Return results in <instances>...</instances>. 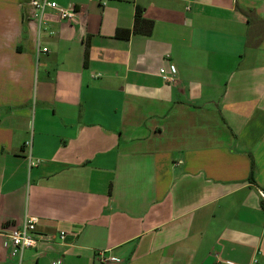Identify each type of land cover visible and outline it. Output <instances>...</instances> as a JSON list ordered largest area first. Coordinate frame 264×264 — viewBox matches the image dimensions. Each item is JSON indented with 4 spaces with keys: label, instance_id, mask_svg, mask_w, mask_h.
Listing matches in <instances>:
<instances>
[{
    "label": "crops",
    "instance_id": "0c3cea01",
    "mask_svg": "<svg viewBox=\"0 0 264 264\" xmlns=\"http://www.w3.org/2000/svg\"><path fill=\"white\" fill-rule=\"evenodd\" d=\"M33 1L0 0V242L27 213L23 264H264V0Z\"/></svg>",
    "mask_w": 264,
    "mask_h": 264
},
{
    "label": "built area",
    "instance_id": "2783aa9c",
    "mask_svg": "<svg viewBox=\"0 0 264 264\" xmlns=\"http://www.w3.org/2000/svg\"><path fill=\"white\" fill-rule=\"evenodd\" d=\"M107 0H101L102 5H106ZM32 6L35 10V17L42 23V19L47 10L55 11L58 16L68 22H73L76 18V6L74 4H70L68 7H62L56 2H51L49 0H34L32 2ZM38 53L40 51L46 52L47 49L40 47L37 48ZM172 72H175L176 69L174 66L171 67ZM161 75L165 78L166 81L173 83L174 78L171 76H167L166 70H160ZM31 141L27 142V150H28V158L30 162V166H34L36 164L33 161L31 154ZM260 197L264 200V191L259 190ZM39 224V219L35 216H31L29 214H25L22 222L18 226H14L7 233L2 234V241L0 242V249L3 248L8 252L9 258L15 262V264H23L24 256L27 250L36 247L39 242L42 241H51L52 237L41 235L37 231V227ZM60 240H64L65 232H59ZM103 258V256H102ZM103 262L105 263H114L118 264V260L115 258H103ZM52 264H59L58 262H53Z\"/></svg>",
    "mask_w": 264,
    "mask_h": 264
},
{
    "label": "trees",
    "instance_id": "16d2710c",
    "mask_svg": "<svg viewBox=\"0 0 264 264\" xmlns=\"http://www.w3.org/2000/svg\"><path fill=\"white\" fill-rule=\"evenodd\" d=\"M153 27H154V23L152 21L141 18V12L138 11L136 19H135L133 31L132 30H118L116 33V37L120 39L128 40L132 33L149 36L151 35L153 31Z\"/></svg>",
    "mask_w": 264,
    "mask_h": 264
}]
</instances>
